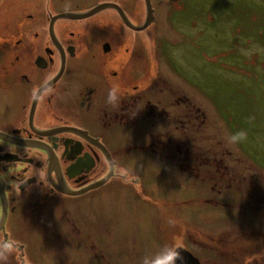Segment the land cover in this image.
<instances>
[{
    "label": "flooded vegetation",
    "instance_id": "obj_1",
    "mask_svg": "<svg viewBox=\"0 0 264 264\" xmlns=\"http://www.w3.org/2000/svg\"><path fill=\"white\" fill-rule=\"evenodd\" d=\"M174 1L0 0V264H153L173 247L183 264H264V176L227 149L203 151L205 115L161 56ZM146 158L194 179L208 211L133 199L129 258V219L86 216L79 202L116 199L95 193Z\"/></svg>",
    "mask_w": 264,
    "mask_h": 264
},
{
    "label": "rangeland",
    "instance_id": "obj_2",
    "mask_svg": "<svg viewBox=\"0 0 264 264\" xmlns=\"http://www.w3.org/2000/svg\"><path fill=\"white\" fill-rule=\"evenodd\" d=\"M165 9L158 24L160 36L165 37L160 43L161 56L170 58L178 87L186 90L205 115L200 131L203 138L209 139L198 141L199 146L206 152L214 146L217 156L227 149L230 159L238 158L234 162L264 176V0H177ZM142 36L147 39L140 33ZM151 52L153 57H148L147 63L155 59ZM241 130L248 133L247 140L230 143L228 137ZM144 161L145 166L129 167V174L107 185L118 182L114 192L105 186L95 193L116 199H96L91 206L88 199L79 202L86 216L94 212L103 215L109 210L122 212V217L129 219L122 224V232L130 229L126 247L129 258H135L140 248L138 206L131 202L133 199L160 197L151 206L164 211L169 208L170 198L176 197L177 215L185 218L187 207L181 203L184 200L189 201L188 210L195 216L208 211L197 204L205 193L194 179L180 176L177 169L174 176L168 161ZM101 201L106 203L98 205ZM143 206L140 205V214L145 210ZM132 229L137 239L130 234ZM140 234V240L146 241L145 233Z\"/></svg>",
    "mask_w": 264,
    "mask_h": 264
},
{
    "label": "clouds",
    "instance_id": "obj_3",
    "mask_svg": "<svg viewBox=\"0 0 264 264\" xmlns=\"http://www.w3.org/2000/svg\"><path fill=\"white\" fill-rule=\"evenodd\" d=\"M247 55L248 53L245 52ZM248 138V133L244 130L238 131L234 134H231L228 137V140L230 143H238V142H244ZM153 264H183V257L181 252L178 248L173 247L171 248L167 254L159 256L155 261H153Z\"/></svg>",
    "mask_w": 264,
    "mask_h": 264
}]
</instances>
